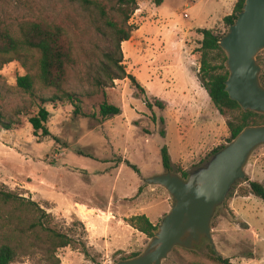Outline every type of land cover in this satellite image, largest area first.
Returning <instances> with one entry per match:
<instances>
[{"label":"rangeland","instance_id":"obj_1","mask_svg":"<svg viewBox=\"0 0 264 264\" xmlns=\"http://www.w3.org/2000/svg\"><path fill=\"white\" fill-rule=\"evenodd\" d=\"M93 1L97 5L84 8L77 0H0V15L60 26L72 45L74 63L65 91L79 98V114L66 98L53 101L57 93L41 82L32 93L18 88V78L27 74L20 62L0 70V114L12 126H0V186L31 198L49 214L50 227L75 239L72 247L57 251L61 264H116L142 254L151 239L130 229L129 220L144 215L159 226L171 210L170 194L145 181L165 172L162 148L177 162L209 144L191 155L190 174L211 160L214 149L227 146L231 136L228 119L200 82L203 36L198 28L225 36L229 28L223 20L234 13L238 0H165L163 7L155 0H138L129 22L136 30L122 50L123 65L144 92L128 79L98 87L104 54L115 50L98 7L111 13L117 0ZM259 56L262 75L264 51ZM211 64H223V55L212 54ZM158 101L162 109L155 106ZM104 103L120 108L121 115L104 119ZM40 108L50 112V136L35 135L30 124ZM245 173L212 220L214 247L205 240L196 250L176 248L163 264H219L213 251L232 264H264V202L242 194L250 182L264 185V145L252 153ZM80 204L99 210L84 219L76 211ZM10 212L0 203V245L10 230L3 227ZM17 243H25L27 251L13 264H48L41 247L25 238Z\"/></svg>","mask_w":264,"mask_h":264},{"label":"trees","instance_id":"obj_2","mask_svg":"<svg viewBox=\"0 0 264 264\" xmlns=\"http://www.w3.org/2000/svg\"><path fill=\"white\" fill-rule=\"evenodd\" d=\"M77 1L84 8L98 3L93 0ZM164 1L155 0V4L160 7ZM245 2L246 0H238L234 13L224 18V24L228 28L237 20V13L243 11ZM98 8L102 21L109 30L108 33L112 37L115 46L113 52L104 54L106 64H103L101 71L103 78L97 79L98 87H106L108 83L114 85L115 81L128 79L134 87L144 92L137 78L129 74L123 65L124 55L122 50V44L130 41L132 33L136 30L129 22L139 9L138 0H117V3L110 10L111 13L102 6ZM99 29L103 32L101 28ZM199 33L203 36L200 43V52L202 53L200 82L208 91L209 97L220 115L228 119L227 127L231 134L228 144H230L245 128L264 125V115L243 111L239 104L232 101L225 91V83L229 78V72L224 64L227 62L226 53L219 45L223 36L212 29H200ZM214 53L223 55V64H211V55ZM13 62H20L27 71L25 76L18 78V88L32 93L35 90L36 82H41L43 86L57 93L53 97V101L60 99V97L66 98L73 103L76 114L81 112L79 98L65 91L69 66L74 63V58L72 45L60 26L51 27L35 21L14 20L0 15V70ZM258 62L261 63L260 56ZM260 80L264 86V74L260 76ZM155 106L163 108L160 101ZM121 112L120 108L108 103H104L100 108L101 116L104 119L119 116ZM49 117L50 112L46 108H40L38 114L30 119L35 135H39L41 132L45 136H50L46 126ZM0 126L5 130L12 129L10 123L4 122L2 114H0ZM225 147L220 146L214 149L212 156ZM161 155L165 172H174L184 179L189 177L190 174L187 171L173 164L167 147L162 148ZM131 166L140 174L137 166ZM242 194L245 197L254 195L264 202V185L259 182H250L249 188L242 190ZM0 203L7 210H11L3 223V227H9L10 230L4 232V240L0 245V264H13L26 254L25 243H17L18 238L32 241L31 244L34 247H41L48 264H61L60 259L56 256L57 251L72 247L75 239L50 227L47 222L49 214L42 210L31 198L4 190L0 186ZM129 221L133 228L150 239L158 231V226L154 225L144 215L132 217ZM23 225L26 226L22 227ZM212 253L213 259L219 264H232L229 259L218 256L215 251ZM139 255L140 253L133 254L130 257H123L122 260L133 259Z\"/></svg>","mask_w":264,"mask_h":264},{"label":"water","instance_id":"obj_3","mask_svg":"<svg viewBox=\"0 0 264 264\" xmlns=\"http://www.w3.org/2000/svg\"><path fill=\"white\" fill-rule=\"evenodd\" d=\"M219 45L227 55L225 91L230 99L245 112L264 115L258 62L264 51V0H246ZM263 145L264 125L250 126L187 179L171 171L147 178L146 183L170 194L171 210L142 254L116 264H163L174 249L196 250L205 240L214 247L212 220L237 182L246 178L252 153Z\"/></svg>","mask_w":264,"mask_h":264},{"label":"crops","instance_id":"obj_4","mask_svg":"<svg viewBox=\"0 0 264 264\" xmlns=\"http://www.w3.org/2000/svg\"><path fill=\"white\" fill-rule=\"evenodd\" d=\"M164 5H162L161 7H163ZM198 29H202V28H198ZM199 85H200V83H199ZM200 88H201V86H200ZM208 99H210V97L208 98ZM211 101V100H210ZM213 141V140H212ZM209 144H207V145H205L202 149L201 148H198V150L196 151L195 149H194V151L193 150H190V152L188 153V154H183V155H181V158L177 161V162H175V161H173V159H172V157H171V159H172V162H173V164L176 166V165H180L185 171H188V169H190V167H193V164H191V165H189L188 163H190V159L192 158V154H197V155H199V154H201V153H203L202 151L206 148V146H208ZM193 151V152H192ZM197 157H199V156H197ZM152 191H155V189H152ZM161 201H162V203H164V204H167L168 203V200H167V198L163 195V198L161 199ZM80 205H82V206H84V207H86L87 209H89V208H92V209H89V211H91L92 213H93V215L94 214H96V212H98V208L96 209V208H94V207H90L89 205H87V204H80ZM77 208V207H76ZM77 213H78V215H80L81 216V214L79 213V211H78V208H77ZM143 213V212H142ZM164 213V214H163ZM167 213V211H163L162 212V214L163 215H165ZM236 215L238 216V213L236 212ZM135 216H137V215H135ZM135 216H133V217H135ZM81 217H83V216H81ZM150 220V219H149ZM153 223V222H152ZM154 225H156L155 223H153ZM129 226V228L130 229H132L133 231H135V232H137L138 234H139V236L140 237H144L145 236V234H143V233H140L138 230H136L135 228H133L130 224L128 225ZM121 227V226H120ZM103 231V233H105L106 232V230L104 229V230H102Z\"/></svg>","mask_w":264,"mask_h":264},{"label":"bare ground","instance_id":"obj_5","mask_svg":"<svg viewBox=\"0 0 264 264\" xmlns=\"http://www.w3.org/2000/svg\"><path fill=\"white\" fill-rule=\"evenodd\" d=\"M79 206H80L79 213L81 214V216L85 217L84 219L89 218L90 216L93 215L92 212L89 211V209H86L85 207H83L81 205H79ZM104 219H106V218H104ZM94 228H96V227H94Z\"/></svg>","mask_w":264,"mask_h":264}]
</instances>
